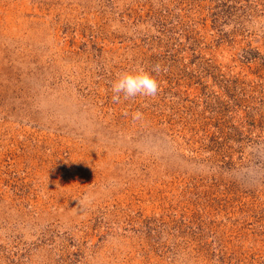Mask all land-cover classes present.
Masks as SVG:
<instances>
[{"label":"rangeland","instance_id":"374dc122","mask_svg":"<svg viewBox=\"0 0 264 264\" xmlns=\"http://www.w3.org/2000/svg\"><path fill=\"white\" fill-rule=\"evenodd\" d=\"M0 264H264V0H0Z\"/></svg>","mask_w":264,"mask_h":264},{"label":"clouds","instance_id":"9594fccd","mask_svg":"<svg viewBox=\"0 0 264 264\" xmlns=\"http://www.w3.org/2000/svg\"><path fill=\"white\" fill-rule=\"evenodd\" d=\"M160 65H155L153 71L138 68L134 71H125L117 74V78L111 83L113 102L134 99L137 96L155 98L160 91V82L153 74L159 72ZM133 122L141 121L142 114L137 112L132 115Z\"/></svg>","mask_w":264,"mask_h":264}]
</instances>
